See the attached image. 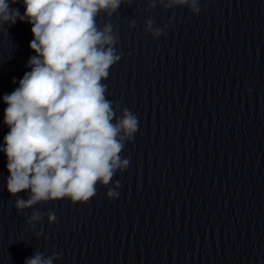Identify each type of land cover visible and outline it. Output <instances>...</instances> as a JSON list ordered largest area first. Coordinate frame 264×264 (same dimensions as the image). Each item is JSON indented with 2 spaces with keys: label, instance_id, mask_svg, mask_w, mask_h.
Instances as JSON below:
<instances>
[{
  "label": "clouds",
  "instance_id": "1",
  "mask_svg": "<svg viewBox=\"0 0 264 264\" xmlns=\"http://www.w3.org/2000/svg\"><path fill=\"white\" fill-rule=\"evenodd\" d=\"M200 2L147 0L146 10L154 11L157 5L165 10L186 6L199 14ZM15 3L0 0V30L6 34L4 25L17 20L30 23L29 47L36 55L29 58L31 70L24 73L19 86L2 97L3 122L9 128L0 145L9 172L7 191L12 196L29 191L28 199L15 201L20 213L49 201L86 204L96 195L97 185L109 186L117 171L128 169L130 161L121 154L139 127L133 112L113 106L106 98L103 81L124 54L116 47L119 35L113 25L98 23L101 13L111 17L133 0H22L23 15L10 7ZM174 20L173 15L161 28L149 18L144 31L158 39ZM129 27H136L135 20ZM120 187L119 181L108 187L110 201L118 199ZM44 215L33 211L26 223L34 229ZM46 215L49 225L57 221L54 211ZM41 236L43 229L36 232V238ZM61 257L62 253L45 256L36 251L24 264H53Z\"/></svg>",
  "mask_w": 264,
  "mask_h": 264
}]
</instances>
